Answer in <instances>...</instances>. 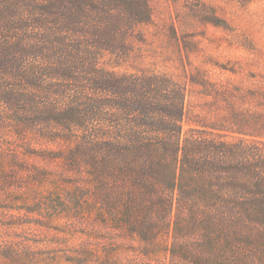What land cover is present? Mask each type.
Here are the masks:
<instances>
[{
  "label": "trees",
  "instance_id": "trees-1",
  "mask_svg": "<svg viewBox=\"0 0 264 264\" xmlns=\"http://www.w3.org/2000/svg\"><path fill=\"white\" fill-rule=\"evenodd\" d=\"M151 23L149 0H0V172L30 163L25 210L81 228L67 264H264V110L123 70ZM193 87L222 119L191 121ZM61 244L3 245L1 264H60Z\"/></svg>",
  "mask_w": 264,
  "mask_h": 264
},
{
  "label": "rangeland",
  "instance_id": "rangeland-1",
  "mask_svg": "<svg viewBox=\"0 0 264 264\" xmlns=\"http://www.w3.org/2000/svg\"><path fill=\"white\" fill-rule=\"evenodd\" d=\"M149 2L152 23L139 29L143 41L136 43V53L123 70L205 79L215 93L239 88L243 100L237 107L264 110V104L257 107L255 98L249 95L264 93V0ZM187 109L191 121H218L224 117L227 105L217 95L204 96L201 89L193 87ZM187 128L185 123L184 130ZM29 164L20 162L21 170H16L6 162L5 171L0 172V253L3 245L44 243L56 237L62 241L55 247L63 260L60 264H67L65 260L81 249L82 230L63 217L46 224L36 213L25 210L34 209L40 199H33L32 187L37 183L31 178ZM39 224L47 226L40 228ZM43 251L51 253L47 248Z\"/></svg>",
  "mask_w": 264,
  "mask_h": 264
}]
</instances>
